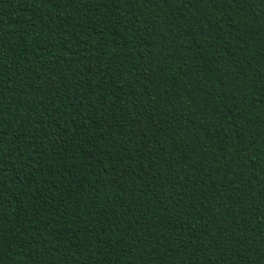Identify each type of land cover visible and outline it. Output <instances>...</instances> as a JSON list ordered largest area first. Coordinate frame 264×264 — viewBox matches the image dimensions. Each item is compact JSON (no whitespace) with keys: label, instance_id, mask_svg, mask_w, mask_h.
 <instances>
[{"label":"trees","instance_id":"obj_1","mask_svg":"<svg viewBox=\"0 0 264 264\" xmlns=\"http://www.w3.org/2000/svg\"><path fill=\"white\" fill-rule=\"evenodd\" d=\"M0 264H264V0H0Z\"/></svg>","mask_w":264,"mask_h":264}]
</instances>
